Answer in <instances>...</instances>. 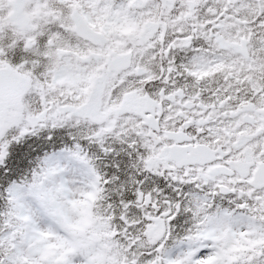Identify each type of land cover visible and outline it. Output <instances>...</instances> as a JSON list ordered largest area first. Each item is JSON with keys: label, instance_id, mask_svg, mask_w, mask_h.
<instances>
[{"label": "snow or ice", "instance_id": "obj_1", "mask_svg": "<svg viewBox=\"0 0 264 264\" xmlns=\"http://www.w3.org/2000/svg\"><path fill=\"white\" fill-rule=\"evenodd\" d=\"M0 264H264V0H0Z\"/></svg>", "mask_w": 264, "mask_h": 264}]
</instances>
